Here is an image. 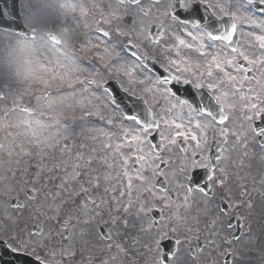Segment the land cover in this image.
Masks as SVG:
<instances>
[{
  "label": "rangeland",
  "instance_id": "rangeland-1",
  "mask_svg": "<svg viewBox=\"0 0 264 264\" xmlns=\"http://www.w3.org/2000/svg\"><path fill=\"white\" fill-rule=\"evenodd\" d=\"M107 5L110 9L106 10L94 0H21V15L27 26L52 29L51 33L57 28L64 39V44L55 45L46 34H39L35 45H30L38 51L24 56L12 51V46L23 42L24 37L0 30L3 93L0 99V217L11 231L5 237H10L14 244L21 238L31 242L32 227H42L43 236H32L47 243L42 257L49 264H70L73 259L77 264H85L100 255L109 264H131L128 260L133 255L152 256L157 251L154 248L150 252L145 244L149 233L158 232L153 226L141 233L132 225L124 230L121 226V213L125 212L126 216L133 208L138 209L137 199L129 197L128 186L139 163L137 157L157 155L150 147L151 134L144 142L132 143L131 147L118 139L119 130L124 127L119 123V113L96 89L115 80L121 89L134 90L133 96L147 100V105L156 111V118L165 126L173 116L171 107L176 117L181 110L162 91L150 90L155 86L154 81L150 84L145 78L150 74L143 69L140 71L144 75H140L130 66L128 71L122 67L116 76V53L109 48L111 55H104L103 44L97 48L93 37L98 28L113 35L116 26L123 23L124 17L120 14L126 7L116 1ZM63 18L67 22L60 23ZM147 21L151 23L142 39L151 40L149 28L156 24L164 25L165 34L159 44L151 46L152 52L143 49L145 54L174 56L180 68L184 67L183 63L197 61L196 55L179 44L185 40L196 46L186 35L187 30L161 19ZM80 43L89 47L90 55L83 56L77 50ZM167 48H172L173 54L168 55ZM9 70H14L16 76H11ZM91 80L96 83L91 84ZM50 95L56 96L53 106L38 104ZM24 108L28 111H22ZM109 119L115 124L106 123ZM22 135L29 136L34 146L18 145ZM177 141L174 145L163 141L162 158L173 155L172 148L178 153ZM14 200L23 203L25 208L12 207ZM101 222L107 225L109 240L100 235ZM51 224L56 227L50 229ZM160 231L163 230L160 228ZM112 239L120 241L128 253L121 255L111 248ZM252 243L244 242L241 254L247 255L250 251L257 257L264 254L255 250L257 247ZM69 245L76 253L74 257L67 251L61 255L62 248L67 249ZM190 248H195L193 243L183 244L178 251L188 255Z\"/></svg>",
  "mask_w": 264,
  "mask_h": 264
},
{
  "label": "flooded vegetation",
  "instance_id": "flooded-vegetation-1",
  "mask_svg": "<svg viewBox=\"0 0 264 264\" xmlns=\"http://www.w3.org/2000/svg\"><path fill=\"white\" fill-rule=\"evenodd\" d=\"M94 1L102 6L115 1L121 5L119 0ZM169 3L171 0H159V4L155 0H142V5L135 7L139 12L147 13L143 16L144 20L161 19L170 23L164 12V6ZM238 3L240 0H196V11L189 13L177 7L173 13H178L180 17V23L174 25L194 35H199V31L189 25L185 27L182 21L195 20L201 23L202 27L209 23L219 26L220 22L216 17L223 15L224 21L231 23L228 16L235 15L240 49L250 59L257 60V64L253 67L245 62L246 67H252L251 73L246 74L247 80L230 68H225L231 75L236 76L238 83L235 89L228 83L219 85L222 90L228 91L229 95L224 97L223 113L217 108V119L211 126L204 128L203 118L182 103L178 104L181 110L179 117L174 115V109L171 107L173 116L168 123L172 128L176 123H183L185 127L182 130L194 133L198 139L202 140L207 135L211 145L209 155L213 161H219L214 178L209 177V174L200 168H191L187 173L180 171L190 158H198L194 151L196 141L191 139H179L178 156L171 155L166 158L167 163H159L156 158H144L137 163L129 197L137 199L138 209L136 211L133 208L126 216L125 212L121 213L122 229L131 228L132 225L141 233L151 226L158 232L160 228L169 232L175 228V233L170 232L169 237L160 241L159 251L162 254V243L171 242L170 252L166 254L170 261L175 259L183 244L193 243L195 248H190L188 254L190 264H204L205 260L208 264H264V254L259 257L251 251H245L247 255L241 254V247L246 241H253L252 244L257 247L255 250L264 251V137H257L253 133V129H256V132L264 129V120L259 116L253 120L247 118L255 112L253 104L257 107L264 106V63H260L264 59V49L260 46V37L264 36V8H249L245 5L237 11L235 4ZM121 6L128 8L127 2ZM219 6L225 8V13L220 12ZM201 15L204 17L203 21L198 19ZM128 20L129 17L124 16L123 21L128 23ZM221 47L223 53L231 57L230 50ZM154 56L163 68L169 60H177L174 56ZM160 61L164 63L161 64ZM210 62V59L197 58L196 62L183 63L184 67L181 68L172 66L170 70L173 74H179L185 68L207 73ZM211 70L214 76L220 75L222 78V74L217 72L214 65ZM148 73L155 76L150 71ZM204 82L207 83V77ZM197 91L195 98L198 107H204L207 97L211 94L206 88ZM171 100L173 104H177L176 99ZM221 115L226 118L223 124L219 122ZM192 117L194 119L189 124L188 121ZM196 123L202 124V130L195 128ZM172 153L175 154L174 151ZM154 172L162 174L154 175ZM152 193H155L154 198ZM149 200L152 201L151 209L141 212V207ZM8 233L11 231L6 229L0 217V236L7 241L10 237H5L4 234ZM177 236L180 238V245L176 243ZM12 246L15 247L16 244ZM23 250L20 248L17 251ZM1 252L2 248L0 254ZM154 257L155 255L136 254L128 261H132L131 264H151ZM40 258L43 259L42 256ZM102 260L97 258L96 263ZM6 264L19 263L7 261Z\"/></svg>",
  "mask_w": 264,
  "mask_h": 264
},
{
  "label": "snow or ice",
  "instance_id": "snow-or-ice-1",
  "mask_svg": "<svg viewBox=\"0 0 264 264\" xmlns=\"http://www.w3.org/2000/svg\"><path fill=\"white\" fill-rule=\"evenodd\" d=\"M119 2L121 5H124L125 2L128 4V8L120 14L122 17H129L128 23H121L117 26V30L113 34L115 39H113V35H110L109 31L99 28L97 29V35L93 37V39L96 42L97 48L100 47L101 43L103 44L104 55H111L109 53V48H111L112 52L116 53V56L118 57L115 63L116 76H119L120 68L123 67L125 71H128L129 66L132 69H135L140 75H144V72H141L140 69H144L145 72L147 69H145V66L141 61L142 59H147V54L143 53L142 50L148 49L149 52H152L153 49L151 46L159 44V41L142 39L147 33L148 25L151 23L150 21L143 19V16L147 13H141L135 7L137 5H142V0H119ZM155 2L159 4V0H155ZM245 5L249 6V8L253 6L255 8H264V0H240V3L235 4V8L238 11L240 8L245 7ZM104 7L106 10L110 9V5L105 4ZM177 7H181L186 12L192 13L197 10L198 5L196 4V0H171V3L164 6V12L170 23H180L178 15L173 14ZM219 7L220 12L222 14L225 13V8L223 6ZM213 16H215V14H213ZM198 19L203 21L204 17L201 15ZM216 20L220 22L219 26H217L216 23H209L203 27L201 26V23H197L193 20V26L199 31V35H194L190 31L186 35L191 37L192 41L196 42L195 47L191 43H186L185 40L179 41L181 46L188 49L189 52L196 55L197 58L204 60L210 59L211 62L207 73L190 71L185 68L182 69L179 74H173L170 70L171 67L176 66L178 68L179 65L177 64V60L171 59L165 66L162 76L149 75L145 77L146 79H149L150 84L154 81L155 86L150 89L151 91H162L166 97L176 99L177 104L182 103L184 106L189 107L190 111H195L198 116L202 117L204 128L215 123L217 119L215 115L217 108H219L221 113L224 111V97L228 96L229 92L222 90L219 85L228 83L231 88L235 89V86L238 83L236 76L231 75L230 72L225 70V68H230L237 74L242 75L243 79L247 80L248 76L246 74L251 73L252 67H246L245 62L248 66L253 67L257 64V60L250 59L244 51H241L240 45L234 40V37H236L238 33V25L236 23L237 17L235 15H229L228 20L231 21V23L224 21L223 15L216 17ZM259 26L260 25H257V27ZM160 27L163 28V25H160ZM185 27H187V25H185ZM36 31V28L33 27L30 33V40L24 38L23 42H17L12 46V51L21 56L30 54L33 50L38 51V49L30 48V45L34 46L36 43ZM125 37L127 38L125 39ZM260 40L261 49H264V36L260 37ZM56 43L59 44L61 42L57 40ZM221 46L230 50L231 57L223 53V48ZM165 51L171 54L173 49L167 48ZM176 56H179L178 51L176 52ZM41 59H43L42 56ZM160 63L163 64L164 62L160 61ZM260 63H264V59H262ZM137 65H139V68H137ZM213 65L217 72L222 74V78L220 75H213V71L211 70ZM92 70L95 71V68ZM181 77H183V79ZM205 77H207L206 84L204 82ZM90 83L94 85L96 81L91 80ZM176 85H187L197 90L206 88L207 92L211 95L207 97V102L204 107L191 109L187 100H179L177 91L175 90ZM96 90L104 96L105 102L119 113V123L124 125V127L119 130L118 139L124 140L129 147H131L132 143L140 144L147 140L148 135L152 133L154 128L158 130L162 142L168 140L169 143L174 145L178 138H183L185 141L191 139L196 141V149L194 151H196V156L198 158H190L186 164L181 167L180 171L182 173H187L191 168H200L207 172L209 177H215L219 161H213L209 155L211 145L208 142L207 135H205L202 140L198 139L194 133L182 130L185 127L183 123H176L174 128L171 127L170 123H166L165 128H161L160 121L156 119V114L153 111L148 110L141 113L134 109H128L127 111L120 110L119 103L115 96L110 94L109 88L100 87ZM125 91L132 95L135 94L134 90L130 91L125 89ZM140 99L142 102L146 103V101H143L142 97ZM169 106L171 107L172 105ZM253 108L255 109V112L247 118L253 120L256 116H259L264 120V106L257 107L253 104ZM22 111L27 112L28 109L24 108ZM87 115H91V113H87ZM193 119L194 117L190 118L188 123L191 124ZM225 119L226 118L221 115L219 122L223 124L225 123ZM106 123L115 124V121L109 119ZM195 128L197 130H202V124L196 123ZM165 131L168 133L167 136H165ZM253 133L257 137H264V129H260L259 132H256V129H253ZM129 136L132 137L131 141L128 140ZM170 137L171 139H169ZM150 147H157V145H150ZM141 159H143V157H137V160ZM156 160L159 161V163H167V161L160 156H156ZM221 171H223V169H221ZM160 174L162 173L154 172V175ZM149 183H151L150 180ZM98 186L97 183V187ZM128 186L131 187L130 184ZM187 190L190 191L191 189ZM84 191H87V189H84ZM149 191L151 190L149 189ZM152 196L154 198L155 193H152ZM92 203H95V201H92ZM151 206L152 201L149 200L143 207H141L140 211L147 212L151 209ZM125 211H127V209H125ZM49 227L51 229L56 226L51 224ZM37 231L43 236L42 230L38 228ZM170 232L175 233V228H172ZM170 232L160 231L155 234H148V238L145 241L148 250L150 252L154 248L157 250L151 264H190V255H185L182 250L178 251L175 259L171 261L166 254H162L159 251L161 247L160 241L169 237ZM57 233L63 238V233L60 232L59 229H57ZM29 236L32 237L31 242L21 238L20 242L17 243L15 247L11 248V250L17 252L18 249L23 248L24 250L19 252V255L31 256L35 259L36 264H48L47 258H40L43 251L48 247L47 243L35 240L32 233H29ZM176 243L177 245H180L179 236L176 237ZM37 249H39V251ZM65 251H67L69 256L74 257L76 255L72 250L71 245H69L67 249L62 248L61 255H63ZM70 264H77V262L73 259L70 261ZM204 264H208V261L205 260Z\"/></svg>",
  "mask_w": 264,
  "mask_h": 264
},
{
  "label": "water",
  "instance_id": "water-1",
  "mask_svg": "<svg viewBox=\"0 0 264 264\" xmlns=\"http://www.w3.org/2000/svg\"><path fill=\"white\" fill-rule=\"evenodd\" d=\"M3 9L7 11V14L10 17L9 21L5 19L3 15ZM0 28L10 29L14 33H20V34L25 33L28 36H30L31 30L23 26L21 17L19 15V0H0ZM159 71L162 72L161 70ZM107 88H110L112 94L117 99L119 106L123 108L125 111L134 107L136 111L141 112L139 106L143 105L142 101L134 100L128 97L126 94L121 93L118 86L113 82L109 83L107 85ZM143 112H146V110L144 109ZM5 256L6 253H3L2 258Z\"/></svg>",
  "mask_w": 264,
  "mask_h": 264
},
{
  "label": "bare ground",
  "instance_id": "bare-ground-1",
  "mask_svg": "<svg viewBox=\"0 0 264 264\" xmlns=\"http://www.w3.org/2000/svg\"><path fill=\"white\" fill-rule=\"evenodd\" d=\"M9 72H10L11 76H16V72L14 70H9ZM55 103H56V96L50 95L49 98H47L46 100L44 98H42V101L39 102L38 104H42L44 106H46L47 104H51V106H53ZM17 144L18 145H26V144H28L31 147L34 146L33 142H32V139L29 136H24V135H22L19 138V143H17Z\"/></svg>",
  "mask_w": 264,
  "mask_h": 264
}]
</instances>
